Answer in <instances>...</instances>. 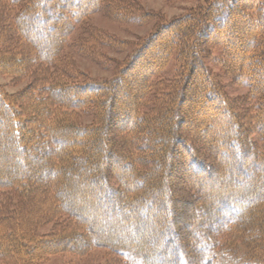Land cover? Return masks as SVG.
<instances>
[{"label": "trees", "instance_id": "1", "mask_svg": "<svg viewBox=\"0 0 264 264\" xmlns=\"http://www.w3.org/2000/svg\"><path fill=\"white\" fill-rule=\"evenodd\" d=\"M94 12L159 21L124 41L89 24ZM161 16L136 0H0V72L27 80L0 85L1 264L97 248L102 264H264V0ZM72 53L113 76L79 72ZM210 63L247 95L230 97ZM185 171L209 189L183 220L194 202L170 176Z\"/></svg>", "mask_w": 264, "mask_h": 264}, {"label": "rangeland", "instance_id": "2", "mask_svg": "<svg viewBox=\"0 0 264 264\" xmlns=\"http://www.w3.org/2000/svg\"><path fill=\"white\" fill-rule=\"evenodd\" d=\"M136 1L140 3L142 9H144L146 12L156 15L160 14L162 15L161 16L162 18L168 21L175 17L181 16L182 14H185L186 11L188 9H191L192 6L196 7L198 3L204 0H136ZM88 21L89 24H91L92 26L101 29L103 32L109 33L119 38L120 40L134 42L149 35V33L152 32L156 24H158L159 20L153 18L152 20L148 21L146 24L137 25L131 23L117 22L113 20L109 15L103 12H94L88 17ZM128 50L129 49H126L120 52V51H112L109 49H104L103 51L106 53V55L109 58L122 60L126 57ZM72 54L76 69L79 72H82L85 75L91 77L92 79L94 78V79L102 80V79H109L113 76L112 69H105L102 65L98 64L96 61H94L89 57L81 56L76 53H72ZM172 63L173 62H170V64L166 67L165 72L163 73L165 78H170L172 76L171 73ZM210 69L216 74L220 75L224 89L230 97H235V98L245 97L247 95L248 89L245 86L236 83L233 80V77H230L231 74H225V72L221 67L213 63H210ZM26 83L27 80L13 81L10 76L0 72V85L3 86L5 90H7L8 92L15 93L23 89L26 86ZM196 115L199 117L200 112H196ZM87 120L88 119H86V121ZM213 126L216 127L215 124H213L212 126L205 127V130L207 132L211 131L213 129ZM189 127L192 130L193 129L197 130L201 128V126H199L198 124H192V123L189 124ZM201 153L208 158L209 156H213L216 154L218 155V152H209V151L207 152L204 150L203 152L201 151ZM251 165L252 164H250L249 167ZM239 176L241 175H236V177ZM216 177L218 176L216 175ZM220 178L221 177L219 176L218 179ZM170 181H171L170 187L172 190L174 189V191H177V193L179 194H181L182 192L186 194L189 193L190 195L187 194V196H189V198L191 197L192 201L194 202L192 206L188 205L186 208H183L184 211L181 210V214L177 216L179 219L184 218L183 220H186L188 217H190L188 213L197 209L200 206L199 203L204 202L205 198H207L206 196H201V195L198 196V194L194 195L195 193L194 191L196 189L204 190L209 188L207 186L201 187L199 185H196V179H194L187 171L178 172V174L174 175L173 178L172 176H170ZM244 191H249V190L247 188L246 189L244 188ZM177 193L176 195H178ZM172 205L173 207H175V204ZM210 213L213 215V217L214 215H216V212L215 213L210 212ZM179 222L181 223V221L177 220L174 221L173 224L174 227L178 228L177 229L178 232L182 233L186 230V228L179 227L178 226L180 224ZM189 222L193 223L195 226L197 225L196 226L197 228L202 227V225H200V223H197L196 220L193 218H190ZM106 254H107L106 250L97 248L83 257H74L67 254L52 255L47 259V261L44 264H102Z\"/></svg>", "mask_w": 264, "mask_h": 264}]
</instances>
